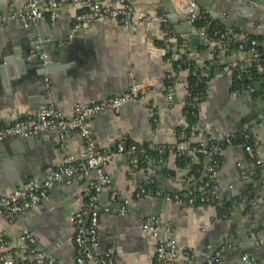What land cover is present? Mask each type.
I'll use <instances>...</instances> for the list:
<instances>
[{"label": "crops", "instance_id": "1", "mask_svg": "<svg viewBox=\"0 0 264 264\" xmlns=\"http://www.w3.org/2000/svg\"><path fill=\"white\" fill-rule=\"evenodd\" d=\"M27 1L0 0V15L20 11ZM62 1L56 22L52 23L47 18L39 22L47 25L43 43L49 45V50L37 48L49 60L46 65L50 70L43 85L34 78L22 60L26 53L25 44L28 43L26 28L19 22H11L0 29V115L3 124L33 116L49 105L70 115L76 105L119 96L132 85L142 84L145 86L142 101L125 104L117 113L106 111L92 118L89 123L92 138L98 148L112 151L124 139L137 145L148 144L152 149L175 147L184 142L180 134L186 124L183 110L187 93L184 87L179 86L171 100L166 98L168 82L165 77L173 69L167 63V54L184 55L203 66L212 62L216 67L231 61L239 62L242 67L246 63H254L249 54L232 52L229 61L224 57L214 58L193 28L189 29L187 22H169L162 0H138L134 10L153 17H164L173 37L169 44L166 43L162 23L137 24L125 29L119 22H104L92 24L82 34L71 37L72 24L82 9L72 0ZM100 1L107 7H117L123 2ZM203 1L208 11L198 6L202 13L221 23L225 29L264 39V0ZM252 1L256 5L251 4ZM223 20L231 23L230 28L223 24ZM60 51L64 56H60ZM182 76L185 78L187 73L184 72ZM257 82L260 89L253 88L257 94L249 92L254 106L255 102H264V83L256 81L254 84ZM247 87L249 91L250 86ZM240 90L234 88L232 73H216L209 82L206 97L197 106L198 122L194 128L207 137L222 139L247 126L256 157L264 159V109H260L259 115L251 113L246 122L241 119L237 121V128L229 120L235 111L228 108L229 94ZM179 129L180 134L177 132ZM196 139L194 132L189 142L196 144ZM82 147V139L77 133H71L64 141L57 136L43 135L36 139L31 148H28L25 140H6L0 145V194L14 191L29 179L41 180L46 167L59 165L66 156L83 160ZM220 156V165L213 181L221 196L217 205L230 204L227 217L218 216L217 206L214 205L189 207L171 199L174 194L198 187L205 176L203 169L196 170L198 178L188 175L189 168L178 169V156L168 149L165 160L151 169L156 183L155 196L133 201L122 218L115 213L117 205L112 206L109 214L101 215L99 251L114 246L117 264H133L135 260L151 264L155 241L142 236L139 225L146 217H159L171 224L178 249L191 253V264H201L211 251L215 255L222 248L221 264H244L241 257L249 254H253L259 264H264L262 168L256 166L240 146L228 145ZM191 162L198 165L199 158ZM105 172L121 197H129L142 186L147 175L145 168L135 173L129 172L128 160H124L123 156L116 158ZM89 181L84 176L76 175L69 185L63 181L56 183L41 206L24 215L10 218L2 212L0 235L16 246L23 235L29 234L36 239L38 248L45 255L60 264H76L72 218L79 209L77 198L88 195ZM249 183L251 186L245 189L244 186ZM109 194V190L101 194L102 207L107 205ZM159 197L166 200L165 207L152 204V199ZM254 197L256 201L247 204L245 200ZM155 213L158 216H150ZM245 238L253 240L249 248L242 251L234 248L235 244H246ZM177 264L188 263L180 257Z\"/></svg>", "mask_w": 264, "mask_h": 264}, {"label": "built area", "instance_id": "2", "mask_svg": "<svg viewBox=\"0 0 264 264\" xmlns=\"http://www.w3.org/2000/svg\"><path fill=\"white\" fill-rule=\"evenodd\" d=\"M138 0H123L117 7H107L100 0H72L73 4L79 5L82 11L76 16L71 27V34L74 35L80 30H85L92 24L104 22H119L125 29H130L137 24L144 23H162L166 43L172 42L170 30L164 17L149 16L144 12H135L134 5ZM62 0H28L26 5L18 12L6 16L0 15V29L11 22H19L22 27L28 28L37 25L47 18L54 23L59 18V9ZM174 10L178 17L184 18L192 26L195 35L212 52L214 58L224 57L230 60L229 54L236 53L249 54L254 62L258 60L260 46H264V40L259 41L250 38L246 34H241L233 30L224 31L215 30L211 36L206 32V28L212 24V20L204 15L194 0H171ZM256 5L255 2H250ZM201 22L200 27L196 24ZM41 59L45 56L41 55ZM185 58L191 61L190 57L182 55H171L167 63L172 66L174 62ZM232 60V59H231ZM193 62V61H192ZM194 63L191 74L196 75L197 70H204L206 66ZM252 62L244 64L242 67L239 62L231 61L222 64L218 73H232L247 71ZM178 71L171 69L165 79L168 82L165 96L171 100L175 94L176 88L187 84L182 74H189L188 70H183L177 66ZM259 73H262V67H258ZM203 76L206 74L203 73ZM145 86L134 84L131 88L119 96L110 97L102 101H90L85 105H76L71 114L67 115L61 110L49 105L38 111L35 115L18 119L10 124H3L0 115V144L4 140L16 138L25 139L39 134H50L57 136L60 141H64L71 133H77L83 142V160H76L73 156H66L57 166H48L43 170L42 179L36 178L27 180L21 187L7 194H0V214L4 212L10 218L24 215L32 210L39 208L45 200L48 191L58 182L71 184L76 175H81L89 179L87 197L77 198L79 209L72 218L73 237L76 256V264H117V253L114 246L104 251H99V221L102 214H109L112 206L117 205L115 213L117 217H124L133 201L149 199L155 196L153 190L155 181L151 168L146 167V178L142 186L134 190L129 197H121L119 192L112 187V181L106 174L105 169L112 165L116 158L122 156L130 157L128 161V170L131 173L139 171L138 159L136 154L144 153L137 145H131L125 148L122 141L117 143L114 151L109 148H98L95 140L92 138L89 123L94 116L102 112L117 113L119 109L128 103L138 102L144 99ZM249 92L253 88L249 87ZM187 128V124H184ZM184 129V130H185ZM247 126L242 127L246 132ZM196 134V144L189 142L192 133ZM180 136L184 142L178 143L175 147H168L173 150L177 156H187L191 160L197 159L198 155L206 158L208 164L203 168L206 181L183 193H177L172 196L175 202H183L189 207H205L209 203H220L221 196L215 189L214 177L219 168V163L214 159V153L218 148L225 144L231 145L234 134H227L222 139L207 137L202 131L192 128L188 135L183 131ZM206 143H210L207 148ZM249 158L256 166L262 168L264 174V159L256 157L253 146L244 148ZM164 149L159 150L162 154ZM240 167V165H238ZM110 191L108 203L102 207L100 196L105 191ZM197 198V199H196ZM198 201V205L195 204ZM140 233L144 237L152 238L155 241L154 256L151 264H177L179 258H185L188 264H191L192 255L188 250H179L172 234V226L163 222L159 217H146L139 225ZM224 248L218 251L213 257L207 260L206 264H221ZM244 264H259L253 254L241 257ZM0 264H60L57 260L45 255L37 246L36 239L29 234L20 238V243L16 246L6 241L0 235ZM133 264H142L135 260Z\"/></svg>", "mask_w": 264, "mask_h": 264}, {"label": "trees", "instance_id": "3", "mask_svg": "<svg viewBox=\"0 0 264 264\" xmlns=\"http://www.w3.org/2000/svg\"><path fill=\"white\" fill-rule=\"evenodd\" d=\"M202 25L201 22H198L196 24V27H200ZM215 30L224 31L225 27L217 22L212 20V24L206 28V32L209 36L212 35V33ZM259 41H263L264 39L261 38H253ZM259 50V57L258 60L254 63H252L251 67L244 72H238L233 71L232 72V81L235 89H241L242 85L246 81V85L252 87L254 82L261 81L264 83V57L263 55V46H260L258 48ZM171 54H167V58L170 57ZM216 61V60H215ZM258 63V64H257ZM177 66H180L183 70H188L189 74L184 78L187 87H186V98H185V108L183 110V117L184 121L187 124V128L184 130L185 134L188 135L191 131V129L197 124L198 117H197V106L199 103L204 99L208 92L209 82L212 79V77L218 73L220 70L219 67H216L214 62L206 64V67L204 70H197L196 75L193 76L191 72L194 68V63L192 61H186L185 58L179 59L176 62L172 64L173 70L175 72L178 71ZM258 66L262 67V73H259ZM203 73L206 74V76H203ZM253 88V87H252ZM257 94V92L254 90L253 95ZM178 134H180V129L177 130ZM234 137L232 138L231 145L233 146H240L243 147V150L246 146H253V139L250 135L249 131L246 132L242 131V128L237 129L234 131ZM125 146L126 149H128L131 145H137L133 141L129 139L121 140ZM139 149H143L144 153L136 154L135 157L138 159V167L139 169H143L146 167H149L151 169L155 168L158 163L161 161H164L168 152L167 147H163L164 152L162 154H159L158 148L152 149L150 148V145L148 144H142L137 145ZM205 146L208 148L210 146V143H206ZM228 145H221L218 148V151L214 153V159L219 163L221 156L220 153L222 150H224ZM162 149V148H161ZM199 158V164L195 165L192 164L190 157L187 156H178L177 157V167L178 169L182 170L185 168H189L188 175H193L195 178L199 177V173H196V170H202L205 166H207L208 162H206L204 156L198 155ZM130 157L127 158L129 161ZM171 173V172H168ZM206 179L204 178L203 182H205ZM153 190H156V183L153 185ZM197 199V198H196ZM195 204L198 205V201L195 200ZM208 205H214L217 206V212L218 216H228V208L230 207V204H226L225 206L217 205L216 203H209Z\"/></svg>", "mask_w": 264, "mask_h": 264}, {"label": "water", "instance_id": "4", "mask_svg": "<svg viewBox=\"0 0 264 264\" xmlns=\"http://www.w3.org/2000/svg\"><path fill=\"white\" fill-rule=\"evenodd\" d=\"M197 5L202 8L204 11H208L207 8L204 5V1L203 0H194ZM263 1V0H261ZM163 2V7L165 9V14L167 15V19L169 20V22L171 24H177L179 22H186V20L184 18L178 17L175 13L173 4L171 2V0H162ZM223 24L227 27L230 28L231 23L229 21H224L223 20ZM45 26L42 23H38L36 26H31L25 29V34L28 38V43L27 45L25 44V50L26 53L23 54L22 56V60L24 63V66L31 71L32 75L34 76V78L41 84L43 85V80L46 76V74L49 72L50 68L49 66L46 65V63L49 61L47 57H45L44 59H41L40 56L42 55L41 52L37 51V48H42L44 50H49V45L48 44H44L43 42L44 40V34L46 32L45 30ZM177 28V27H176ZM189 29H192V26H189ZM82 34V30H80L79 32H77L76 34L72 35L71 31L69 32V35L71 37L76 36V35H80ZM60 56H64V53L62 51H60ZM246 83V81H245ZM243 84L241 87V90L235 93H230L229 94V100H228V108L230 109H234V114L230 117L229 116V120L233 122V127L237 128V121H239L240 119L243 122H246L247 120H249V116L251 113H255L256 115L260 114V109H264V102L262 100L255 102V106L252 104L251 102V98L252 96L250 95L249 91H248V87L246 84ZM255 90L260 89V83H255L252 86ZM230 90H233V87H230ZM240 120V121H241ZM235 122V123H234ZM43 135H47V136H52L50 134H39L37 136L34 137H29V138H25V139H20V138H16L19 140V142H22V140H25L26 145L28 146V148H31L32 145L35 143L36 139L40 138ZM6 140L2 141L1 144L3 142H5ZM0 144V145H1ZM124 160H127V156H123ZM251 184H246L244 186V188H248L250 187ZM228 202L230 200H227ZM247 202V204H251L253 202L256 201V197L252 198V200H245ZM152 204L157 207H165L166 205V200L163 197H159V198H154L152 199ZM243 209V208H242ZM150 216H158L157 213L155 214H150ZM245 242H247L246 244H235L234 248H237V250L242 251L241 249H245V248H249L250 244L253 243L252 238H245ZM214 256V251H211L209 253V255L204 259L203 262H201V264H206L207 260L210 259L211 257Z\"/></svg>", "mask_w": 264, "mask_h": 264}]
</instances>
